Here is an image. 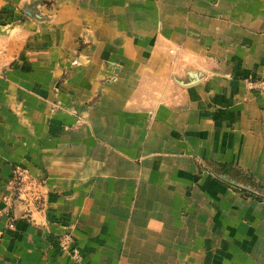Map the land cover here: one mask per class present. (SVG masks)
Instances as JSON below:
<instances>
[{"label":"crops","instance_id":"0c3cea01","mask_svg":"<svg viewBox=\"0 0 264 264\" xmlns=\"http://www.w3.org/2000/svg\"><path fill=\"white\" fill-rule=\"evenodd\" d=\"M247 77L264 0H0V207L15 165L41 195L0 264H264Z\"/></svg>","mask_w":264,"mask_h":264},{"label":"built area","instance_id":"2783aa9c","mask_svg":"<svg viewBox=\"0 0 264 264\" xmlns=\"http://www.w3.org/2000/svg\"><path fill=\"white\" fill-rule=\"evenodd\" d=\"M246 85L250 89L264 91V78L256 80H247ZM38 186L34 183L29 171L19 165L12 168L10 177V187L2 196L3 206L0 207V221L5 220L4 227L8 229L14 228L13 208L17 204L23 205L25 209L24 216L30 213L31 208H34L41 199ZM3 231L0 229V235ZM60 243L63 250L70 253L72 259L76 264H82V256L79 251L73 247L72 238L70 235L65 234L60 238Z\"/></svg>","mask_w":264,"mask_h":264},{"label":"rangeland","instance_id":"374dc122","mask_svg":"<svg viewBox=\"0 0 264 264\" xmlns=\"http://www.w3.org/2000/svg\"><path fill=\"white\" fill-rule=\"evenodd\" d=\"M256 80V79H261V78H258V77H247L245 80H244V82H245V84H246V81L247 80ZM227 171H229V170H227ZM222 172V171H221Z\"/></svg>","mask_w":264,"mask_h":264}]
</instances>
